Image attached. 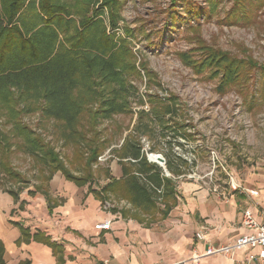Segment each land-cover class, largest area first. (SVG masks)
I'll return each mask as SVG.
<instances>
[{
	"label": "rangeland",
	"instance_id": "rangeland-1",
	"mask_svg": "<svg viewBox=\"0 0 264 264\" xmlns=\"http://www.w3.org/2000/svg\"><path fill=\"white\" fill-rule=\"evenodd\" d=\"M118 2V29L120 35L124 29L131 32L127 46L133 55L128 62L134 64L135 71L124 65L122 72L128 112L101 120L94 129L96 136L88 131L86 119L81 121L78 130L86 138L105 141L90 169L91 187H102L117 171L123 175L121 164L126 158L120 156L128 143L137 142L151 163H155L152 156H157L158 162L163 157L164 167L168 154L185 158L189 166L182 168L184 175L175 177L176 186L194 184L197 190L216 197L220 192L228 194L231 179L250 182L263 173L264 0ZM203 46L243 61L251 59L257 65L220 93L215 69L197 68ZM169 98H175L173 106ZM10 107L17 111L14 116L0 101V133L7 143L5 159L19 176L9 177L0 166L1 191L44 197L64 180L59 171L50 173L23 150V141L12 130L13 120L40 134L71 173L85 175L88 152L83 139L66 142L63 123L42 115L37 102L20 101ZM168 108L176 113H166ZM87 187L88 183L83 188ZM112 205L123 207L128 217L137 220L138 210L129 202L113 199L109 207ZM159 206L163 208L162 203ZM156 217L160 214L148 216V221Z\"/></svg>",
	"mask_w": 264,
	"mask_h": 264
},
{
	"label": "trees",
	"instance_id": "trees-1",
	"mask_svg": "<svg viewBox=\"0 0 264 264\" xmlns=\"http://www.w3.org/2000/svg\"><path fill=\"white\" fill-rule=\"evenodd\" d=\"M120 19L118 0H0V101L7 104L13 116L17 111L10 104L37 102L42 115L63 123L66 142L78 143L77 137L86 142L83 146L88 152L84 160L87 171L83 176H75L40 134L13 120L12 130L23 141V150L50 173L59 171L78 186L88 183V190L102 203L111 204L113 199L129 202L137 208L138 220L142 221L144 215L154 217L156 213L165 218L177 203L176 181L172 177L185 174L182 168L189 166L187 160L168 154L165 168L170 176H166L162 167L146 159L141 144L128 143L124 156H120L126 158L121 164L122 177L108 178L102 187L95 189L91 187L90 169L97 163L105 141L86 138L78 130L86 119L88 131L96 136L94 129L101 120L129 111L122 72L124 65L134 71L135 66L128 62L133 55L127 46L131 32L124 29L120 35ZM201 49L203 59L197 62V68L215 69L220 93L257 65L251 59L243 61L218 49L207 46ZM174 99H168L169 105L173 106ZM175 111L168 108L166 113ZM174 124L178 125L176 120ZM5 139L0 133V166L9 177H18L5 159ZM10 194L18 200L17 193ZM110 209L120 212L122 217L129 216L123 207L113 205ZM15 224L20 228L22 240L28 241L29 229ZM32 238L50 246L54 254L62 252L59 244L41 232Z\"/></svg>",
	"mask_w": 264,
	"mask_h": 264
},
{
	"label": "crops",
	"instance_id": "crops-1",
	"mask_svg": "<svg viewBox=\"0 0 264 264\" xmlns=\"http://www.w3.org/2000/svg\"><path fill=\"white\" fill-rule=\"evenodd\" d=\"M121 176L118 171L113 175L115 179ZM58 183L48 193V200L45 195L18 196L15 201L10 193L0 190L2 264H172L205 251L207 243L195 237L201 228H206V239L214 247L227 246L244 232L242 212L249 209L256 213L264 208V172L250 182H239L253 189V195L239 189L216 197L197 190L194 184L177 185L176 205L165 218L151 222L146 215L141 221L111 211V204L102 203L88 187L65 178ZM15 223L29 229L28 241L22 240ZM37 232L59 244L62 252L54 254L50 246L34 240ZM237 256L241 257L240 253ZM201 264L231 262L218 254L205 257Z\"/></svg>",
	"mask_w": 264,
	"mask_h": 264
},
{
	"label": "built area",
	"instance_id": "built-area-1",
	"mask_svg": "<svg viewBox=\"0 0 264 264\" xmlns=\"http://www.w3.org/2000/svg\"><path fill=\"white\" fill-rule=\"evenodd\" d=\"M239 189L245 190L251 195L255 194L253 189H247L231 179L230 190ZM241 227L244 232L232 244L218 248L206 239V228H201L195 233V237L198 241L207 243L205 251L191 253L172 264H201L205 257L218 254L229 257L231 264H264V208H260L256 213L245 209L241 215ZM239 253L241 257L237 256Z\"/></svg>",
	"mask_w": 264,
	"mask_h": 264
},
{
	"label": "water",
	"instance_id": "water-1",
	"mask_svg": "<svg viewBox=\"0 0 264 264\" xmlns=\"http://www.w3.org/2000/svg\"><path fill=\"white\" fill-rule=\"evenodd\" d=\"M149 156H150V155H149ZM160 157H161V156H160ZM148 159L150 160L151 158H148ZM151 161L155 162V163L158 164L160 167H162V168L164 169L166 175H168V172H167V170H166L165 167H164V159H163V157H161V161H160V162L155 161V160H151Z\"/></svg>",
	"mask_w": 264,
	"mask_h": 264
},
{
	"label": "bare ground",
	"instance_id": "bare-ground-1",
	"mask_svg": "<svg viewBox=\"0 0 264 264\" xmlns=\"http://www.w3.org/2000/svg\"><path fill=\"white\" fill-rule=\"evenodd\" d=\"M152 158L156 160L157 159V156H152Z\"/></svg>",
	"mask_w": 264,
	"mask_h": 264
}]
</instances>
